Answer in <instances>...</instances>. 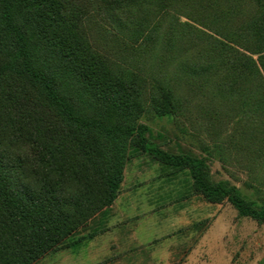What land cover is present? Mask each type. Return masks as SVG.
<instances>
[{
  "label": "rangeland",
  "instance_id": "1",
  "mask_svg": "<svg viewBox=\"0 0 264 264\" xmlns=\"http://www.w3.org/2000/svg\"><path fill=\"white\" fill-rule=\"evenodd\" d=\"M62 2L104 75L123 81L139 102L138 122L151 141L204 157L213 180L228 179L264 209V49L254 52L264 3ZM5 60L0 53V65ZM61 124L35 90L5 76L0 153L15 175L25 180L42 168L48 144L55 150L64 141L60 155H75ZM100 223L102 230L78 249L64 246L32 264H264V221L240 215L227 200L208 201L193 189L187 169L149 153L132 154L108 214L96 213L76 235Z\"/></svg>",
  "mask_w": 264,
  "mask_h": 264
},
{
  "label": "trees",
  "instance_id": "2",
  "mask_svg": "<svg viewBox=\"0 0 264 264\" xmlns=\"http://www.w3.org/2000/svg\"><path fill=\"white\" fill-rule=\"evenodd\" d=\"M70 22L62 0H0V53L6 58L0 83L10 74L35 90L60 117V133L76 152L61 156L64 141L55 150L48 144L43 167L26 173L30 180L15 175L0 153V264H32L49 251L75 250L95 237L103 222L88 233L76 231L96 213L108 214L135 152L187 169L205 199L227 200L240 215L264 221V209L252 206L235 184L211 178L204 157L151 141L138 122L139 102L123 81L104 75ZM257 32L260 50L254 52L264 49V26Z\"/></svg>",
  "mask_w": 264,
  "mask_h": 264
}]
</instances>
